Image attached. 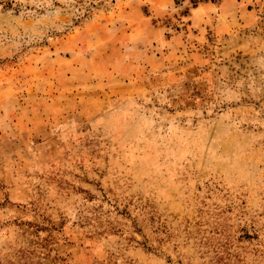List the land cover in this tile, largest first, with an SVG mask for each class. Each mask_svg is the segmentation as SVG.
<instances>
[{
    "label": "rangeland",
    "instance_id": "obj_1",
    "mask_svg": "<svg viewBox=\"0 0 264 264\" xmlns=\"http://www.w3.org/2000/svg\"><path fill=\"white\" fill-rule=\"evenodd\" d=\"M0 264H264V0H0Z\"/></svg>",
    "mask_w": 264,
    "mask_h": 264
}]
</instances>
